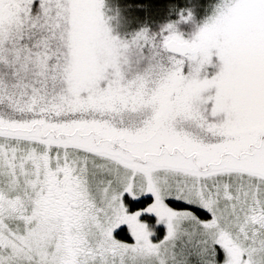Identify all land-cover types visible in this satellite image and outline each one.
<instances>
[{
  "label": "snow or ice",
  "instance_id": "1",
  "mask_svg": "<svg viewBox=\"0 0 264 264\" xmlns=\"http://www.w3.org/2000/svg\"><path fill=\"white\" fill-rule=\"evenodd\" d=\"M192 8L0 0V264H264V0Z\"/></svg>",
  "mask_w": 264,
  "mask_h": 264
},
{
  "label": "trees",
  "instance_id": "2",
  "mask_svg": "<svg viewBox=\"0 0 264 264\" xmlns=\"http://www.w3.org/2000/svg\"><path fill=\"white\" fill-rule=\"evenodd\" d=\"M194 0H115V4L119 5L123 15L133 21V26L137 20L144 21L145 18L148 21H163L165 19H176V13L178 9L185 8L191 9L194 12L197 22L201 19L202 13L192 8ZM141 7H137V6ZM174 7L169 9V6ZM170 11V15H167ZM181 28V25H179ZM114 235L117 238L123 237V227L116 230ZM129 242H130V238Z\"/></svg>",
  "mask_w": 264,
  "mask_h": 264
},
{
  "label": "rangeland",
  "instance_id": "3",
  "mask_svg": "<svg viewBox=\"0 0 264 264\" xmlns=\"http://www.w3.org/2000/svg\"><path fill=\"white\" fill-rule=\"evenodd\" d=\"M108 4L110 5V6H114V5H116L115 4V0H108ZM135 24V23H134ZM181 25V30L182 31H185V32H187V31H190V26L189 25H187V24H180ZM121 227H123V226H121ZM115 233V232H114Z\"/></svg>",
  "mask_w": 264,
  "mask_h": 264
}]
</instances>
